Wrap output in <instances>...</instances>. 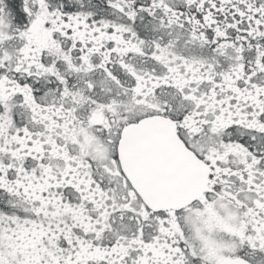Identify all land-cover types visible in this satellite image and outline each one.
Listing matches in <instances>:
<instances>
[{
  "label": "snow or ice",
  "instance_id": "6c2138e0",
  "mask_svg": "<svg viewBox=\"0 0 264 264\" xmlns=\"http://www.w3.org/2000/svg\"><path fill=\"white\" fill-rule=\"evenodd\" d=\"M0 264H264V0H0Z\"/></svg>",
  "mask_w": 264,
  "mask_h": 264
}]
</instances>
